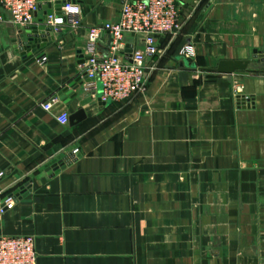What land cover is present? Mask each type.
<instances>
[{
  "label": "crops",
  "instance_id": "crops-1",
  "mask_svg": "<svg viewBox=\"0 0 264 264\" xmlns=\"http://www.w3.org/2000/svg\"><path fill=\"white\" fill-rule=\"evenodd\" d=\"M72 1L82 25L28 54L11 15L0 22V236H32L36 264H264V0H177L180 29L158 37L128 102L100 100L87 79L63 91L84 72L90 27L122 4ZM223 59L250 63L221 73ZM79 108L86 119L58 121Z\"/></svg>",
  "mask_w": 264,
  "mask_h": 264
},
{
  "label": "built area",
  "instance_id": "built-area-1",
  "mask_svg": "<svg viewBox=\"0 0 264 264\" xmlns=\"http://www.w3.org/2000/svg\"><path fill=\"white\" fill-rule=\"evenodd\" d=\"M39 4V0H0V22L4 21V13L8 12L20 29L34 24ZM45 15V23L53 32L63 27L76 29L83 23L81 6L72 0H63L60 11L53 6V12H46ZM179 17L180 5L177 0H124L118 20L92 25L82 74L88 80L89 88L97 90L100 83V98L105 102H128L142 94L150 77L147 58L160 53L158 37L177 33L180 29ZM104 35L108 39L107 52L98 49V42ZM128 35L138 36L141 44H130ZM180 54L193 57L195 51L191 44H186ZM235 91L241 93L242 86H235ZM58 100L59 97L53 95L42 106L51 110ZM69 116L68 110H62L57 118L60 123L67 124ZM2 175L3 172H0V178ZM36 263L37 252L32 236H0V264Z\"/></svg>",
  "mask_w": 264,
  "mask_h": 264
},
{
  "label": "water",
  "instance_id": "water-1",
  "mask_svg": "<svg viewBox=\"0 0 264 264\" xmlns=\"http://www.w3.org/2000/svg\"><path fill=\"white\" fill-rule=\"evenodd\" d=\"M69 1V0H67ZM124 0H122L123 2ZM63 3V0H45L44 2L39 4V9L44 8L47 13L53 12V6L55 7L56 11H60L61 5ZM42 23L39 24H31L27 25L24 28H21L19 30V35L16 39L17 46L19 47V50H21L23 53H30L31 50H36L40 45L51 39L50 33L52 28L48 25H46L45 21L43 19L40 20ZM130 50V49H128ZM254 57H261L264 60V46L263 48H256L254 49ZM250 60L248 59H223L219 62L218 66L216 67V70L221 73H232L236 70H242L246 69L249 65ZM86 78L82 79V76L77 77L75 80L71 81L69 85L65 86L63 91H68L71 93L70 87L77 88L78 86L82 85L84 83V80ZM101 87V84H100ZM74 95V93H73ZM245 97V96H244ZM242 97V99H244ZM241 99V96L239 97ZM62 99L65 100V102H68L69 99L65 97V95H62ZM99 99L100 94H99ZM87 113L84 108H79L78 110L74 111L69 116V123L70 125H75L82 120L86 119ZM70 156H67L63 159H61L59 162H57L55 165L51 167V169L59 170L61 166L65 164V162L70 161ZM6 208V205L0 204V209Z\"/></svg>",
  "mask_w": 264,
  "mask_h": 264
}]
</instances>
